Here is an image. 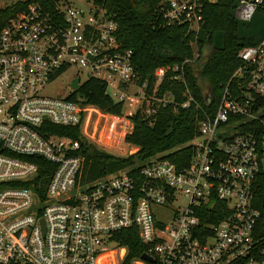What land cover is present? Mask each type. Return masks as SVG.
Listing matches in <instances>:
<instances>
[{
	"label": "built area",
	"instance_id": "obj_1",
	"mask_svg": "<svg viewBox=\"0 0 264 264\" xmlns=\"http://www.w3.org/2000/svg\"><path fill=\"white\" fill-rule=\"evenodd\" d=\"M76 1L29 3L0 28V264H122L127 248L117 234L125 230L144 247L131 264H264V36L238 51L240 65L213 113L203 111L183 165L157 154L89 180L82 143L54 128L78 127L87 143L107 148L112 131L124 142L139 108L150 116L200 105L186 87L187 59L156 68L148 92L113 16ZM159 8L167 24L196 33L203 23L201 0H161ZM257 11L264 14V0H238L234 16L247 22ZM69 67L123 103L122 114L105 113L109 124L94 126L101 133L87 131L92 141L84 130L98 109L71 93H44ZM168 72L185 86L180 101L158 92ZM131 84L135 94L118 89Z\"/></svg>",
	"mask_w": 264,
	"mask_h": 264
},
{
	"label": "trees",
	"instance_id": "obj_2",
	"mask_svg": "<svg viewBox=\"0 0 264 264\" xmlns=\"http://www.w3.org/2000/svg\"><path fill=\"white\" fill-rule=\"evenodd\" d=\"M0 8V28L7 19L24 10L29 3L39 2L53 6V0H3ZM161 0H93L106 9L118 23L117 37L125 48L133 52V64L141 81L153 86V73L160 66L181 64L186 59L183 75L186 87L200 108L190 105L187 108L172 106L159 107L156 113L146 116L141 108L130 117L132 131L124 136V142L137 148L127 156H116L87 143L79 134V128H54L56 133H68L82 143V152L86 155L87 179L117 171L121 168L140 166L151 157L162 154L183 165V157H189L187 143L197 134V123L206 113H213L223 87L233 71L240 65L238 51L252 41L245 42L237 31L234 16L238 0H201L203 23L195 33L185 24H167L160 12ZM207 48V52L203 54ZM168 72L159 85V94L170 91L176 100L183 99L185 86L170 79ZM212 94L211 103L206 105L205 95ZM80 97L84 104L96 107L104 113L120 115L123 103L114 101L107 93V86L95 78L86 79L70 98ZM264 108V97L259 98ZM145 107V104H143ZM264 119V112L261 115ZM42 174V170H41ZM41 176V175H40ZM120 245L127 248L122 264L131 261L144 251L136 230H125L117 234Z\"/></svg>",
	"mask_w": 264,
	"mask_h": 264
},
{
	"label": "rangeland",
	"instance_id": "obj_3",
	"mask_svg": "<svg viewBox=\"0 0 264 264\" xmlns=\"http://www.w3.org/2000/svg\"><path fill=\"white\" fill-rule=\"evenodd\" d=\"M213 1V0H212ZM75 5L78 7L83 8L84 10L91 8L92 10H94V7L92 6V4L89 2H85L83 0H77L75 2ZM237 21V35L243 39V41L248 42V41H258L260 40L263 36H264V14L260 13V12H255L254 15L252 16V18L247 21L244 22L242 20L236 19ZM207 52V48L204 50L203 54H205ZM78 75L80 78V82H83L86 79V74L84 72H79V69L77 67H69L67 68L64 72H62L61 74H59L58 76L54 77L51 81H49L44 89V93L45 94H49V95H53V96H67L69 95L72 90L70 89V82L71 79L75 76ZM119 90H121V92H123L124 94H135V92L138 90V87L135 85H127V87H119ZM114 89L111 87H107V93L110 95H113ZM126 103V102H125ZM127 105V104H126ZM124 107V110L128 111L129 108L128 106ZM105 113L102 112L101 110H98V113L92 116V120L90 123V129L89 127L86 128V130H84V135L86 137L87 136V131L93 129L94 126L98 128L103 127L105 124L108 125L109 122L105 123V120L107 121V119H105L103 117ZM103 129V128H102ZM101 129V130H102ZM108 129V127H107ZM96 128L94 127V132H95ZM99 133H101V131H98ZM96 133V134H99ZM113 137L112 139L108 140L105 139V142H103L104 144L106 143V147H102V146H97L98 149L112 153L116 156H127L130 155L132 153H134L137 148L129 145L125 142H123L122 140L120 141V143L118 144V139H119V133H115L113 132ZM98 140L100 139V135L98 136ZM93 138H96V136H94L93 134ZM89 140L92 141V139L90 137H88ZM116 139V140H115ZM160 217H164L163 213H159L158 214Z\"/></svg>",
	"mask_w": 264,
	"mask_h": 264
},
{
	"label": "water",
	"instance_id": "obj_4",
	"mask_svg": "<svg viewBox=\"0 0 264 264\" xmlns=\"http://www.w3.org/2000/svg\"><path fill=\"white\" fill-rule=\"evenodd\" d=\"M78 78H74L71 82H70V88L76 90L79 87V83H78ZM211 98H212V94L210 92L206 93L205 95V103L206 105H209L211 102ZM81 99V98H80ZM79 99V100H80ZM82 100V99H81ZM142 257L147 259V260H151L150 257H148L145 254H142Z\"/></svg>",
	"mask_w": 264,
	"mask_h": 264
},
{
	"label": "bare ground",
	"instance_id": "obj_5",
	"mask_svg": "<svg viewBox=\"0 0 264 264\" xmlns=\"http://www.w3.org/2000/svg\"><path fill=\"white\" fill-rule=\"evenodd\" d=\"M79 83V82H78ZM70 86V85H69ZM71 89V88H70ZM72 90V92L71 93H73L75 90L74 89H71ZM211 103V102H210ZM126 106H128V105H126Z\"/></svg>",
	"mask_w": 264,
	"mask_h": 264
}]
</instances>
